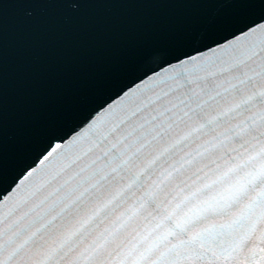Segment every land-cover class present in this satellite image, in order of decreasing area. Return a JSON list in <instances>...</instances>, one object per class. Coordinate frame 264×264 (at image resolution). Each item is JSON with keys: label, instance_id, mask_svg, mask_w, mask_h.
<instances>
[{"label": "clouds", "instance_id": "1", "mask_svg": "<svg viewBox=\"0 0 264 264\" xmlns=\"http://www.w3.org/2000/svg\"><path fill=\"white\" fill-rule=\"evenodd\" d=\"M226 82L247 87L253 110L204 129L190 114ZM257 98H264V40L250 30L149 72L66 140L54 141V150L3 194L0 234L46 202L77 192L71 204L93 188L105 140L124 143L171 113L187 120L198 142L179 127L165 137V151L187 140L186 150L88 240L70 243L87 221L35 247L25 237L10 250L0 244V264H264V103Z\"/></svg>", "mask_w": 264, "mask_h": 264}, {"label": "snow or ice", "instance_id": "2", "mask_svg": "<svg viewBox=\"0 0 264 264\" xmlns=\"http://www.w3.org/2000/svg\"><path fill=\"white\" fill-rule=\"evenodd\" d=\"M45 9L57 5L60 0H37ZM264 3V0H261ZM260 26H264V17L260 20ZM253 27H256L254 25ZM8 41L4 33V25L0 21V157H3L6 150V140L9 135L7 126V60ZM38 114H34V117ZM28 122H21L20 125L13 131V135L26 136L29 133ZM54 150V147H51Z\"/></svg>", "mask_w": 264, "mask_h": 264}]
</instances>
